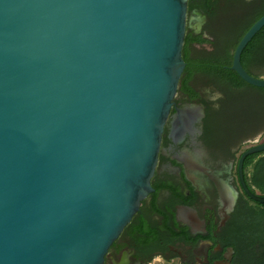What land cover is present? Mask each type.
<instances>
[{"label": "water", "instance_id": "95a60500", "mask_svg": "<svg viewBox=\"0 0 264 264\" xmlns=\"http://www.w3.org/2000/svg\"><path fill=\"white\" fill-rule=\"evenodd\" d=\"M187 6L0 0V264H104L153 191L186 67ZM263 26L264 16L231 67L261 88L241 56Z\"/></svg>", "mask_w": 264, "mask_h": 264}, {"label": "flooded vegetation", "instance_id": "af4514ba", "mask_svg": "<svg viewBox=\"0 0 264 264\" xmlns=\"http://www.w3.org/2000/svg\"><path fill=\"white\" fill-rule=\"evenodd\" d=\"M264 16V0H188L185 70L164 132L153 191L110 247L104 264H242L264 249V88L232 70L234 51ZM264 80V26L242 53ZM258 183V184H257ZM258 244V245H257ZM248 252V253H247ZM251 253V252H250Z\"/></svg>", "mask_w": 264, "mask_h": 264}, {"label": "rangeland", "instance_id": "374dc122", "mask_svg": "<svg viewBox=\"0 0 264 264\" xmlns=\"http://www.w3.org/2000/svg\"><path fill=\"white\" fill-rule=\"evenodd\" d=\"M258 251H253L252 253H248L247 256H245L242 259V264H259L260 262H262L260 259V255H257ZM152 264H168L165 260H163L162 258H157L154 263Z\"/></svg>", "mask_w": 264, "mask_h": 264}, {"label": "trees", "instance_id": "16d2710c", "mask_svg": "<svg viewBox=\"0 0 264 264\" xmlns=\"http://www.w3.org/2000/svg\"><path fill=\"white\" fill-rule=\"evenodd\" d=\"M257 184H258V183H257ZM257 245H258V244H257ZM252 250H253V249H250L249 252L252 253ZM247 253H248V252H247ZM247 255H248V254H247ZM260 256H261V257H260V258H261L260 260H261L262 262H260L259 264H264V249H263L262 253L260 254Z\"/></svg>", "mask_w": 264, "mask_h": 264}]
</instances>
